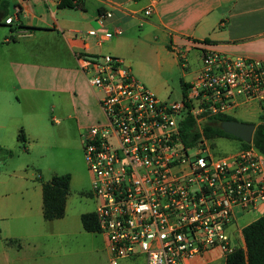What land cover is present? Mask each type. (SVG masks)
<instances>
[{
    "label": "built area",
    "instance_id": "2783aa9c",
    "mask_svg": "<svg viewBox=\"0 0 264 264\" xmlns=\"http://www.w3.org/2000/svg\"><path fill=\"white\" fill-rule=\"evenodd\" d=\"M111 16L100 11L97 21ZM87 33L97 43L106 39L94 28ZM200 58L184 97L166 101L123 59L78 55L104 114L82 134V153L108 264H182L211 247L228 254L237 248L228 233L236 212L264 213V155L251 142L216 156L204 137L185 146L179 131L187 108L200 128L204 116L232 115L250 103L264 125V61L210 48L200 49Z\"/></svg>",
    "mask_w": 264,
    "mask_h": 264
},
{
    "label": "crops",
    "instance_id": "0c3cea01",
    "mask_svg": "<svg viewBox=\"0 0 264 264\" xmlns=\"http://www.w3.org/2000/svg\"><path fill=\"white\" fill-rule=\"evenodd\" d=\"M58 2L0 0V17L4 11L13 17L0 33V145L5 148L18 142L20 129L28 143L51 134L48 121L57 118L58 128L67 132L73 127L82 143L85 129L104 119L100 92L79 67L78 55L123 59L156 96L173 90L168 80L178 76L182 98L181 82L188 88L197 76L202 48L264 61V0H81L73 8ZM103 10L112 16L99 24ZM91 28L106 39L97 43L87 33ZM192 57L198 66H190ZM41 186L26 172H0V264H52L51 253L34 240L24 242L36 235L31 221L37 207L42 215ZM261 214L236 212L228 233L237 247H245L242 228ZM40 231L47 250L52 230L40 224ZM105 251L108 264L106 239ZM225 256L211 247L182 264H224Z\"/></svg>",
    "mask_w": 264,
    "mask_h": 264
},
{
    "label": "rangeland",
    "instance_id": "374dc122",
    "mask_svg": "<svg viewBox=\"0 0 264 264\" xmlns=\"http://www.w3.org/2000/svg\"><path fill=\"white\" fill-rule=\"evenodd\" d=\"M7 30V25H0V33ZM189 62L193 67L199 65L194 57ZM175 78L168 80V83L173 86V90L162 95L157 94L160 100L180 101L182 99L179 77ZM48 113L51 116L50 108ZM258 115L259 111L255 103L241 107L234 113L235 119L254 124ZM57 117L55 116V119ZM57 119L48 121L50 125H53L48 124L51 134L33 143L26 141L24 144L14 143L9 148L12 154L0 159V172H26L37 186L48 181L54 174L69 173L71 180L66 196L64 215L61 218L46 221L39 213L38 207L36 217L33 209L35 219L31 223L36 229V235L32 240L27 237L24 242L34 240L40 250L51 253L52 264H104L106 251L103 234L100 231L85 230L80 219L81 214L93 212L97 203L91 194V176L83 158L82 143L73 136V127H69L67 132L59 129V119L58 121ZM206 142L211 152L216 156H228L240 145L239 140L228 137L211 138ZM27 185L30 186L29 181H27ZM40 224L44 231L52 230L51 247L47 250L42 245L43 239L40 237L42 232H39Z\"/></svg>",
    "mask_w": 264,
    "mask_h": 264
},
{
    "label": "trees",
    "instance_id": "16d2710c",
    "mask_svg": "<svg viewBox=\"0 0 264 264\" xmlns=\"http://www.w3.org/2000/svg\"><path fill=\"white\" fill-rule=\"evenodd\" d=\"M81 0H59V7L73 8L80 5ZM6 4V2H2ZM7 13L4 11L0 25H9L4 22ZM19 26V25H18ZM182 94L184 96L187 85L181 82ZM206 115V114H205ZM224 120H237L229 114H209L204 116L200 128L196 126V119L190 113L189 108L185 110L183 118L179 121V131L182 143L185 146L193 145L200 137L210 140L216 137H228L239 140L241 147L249 144L231 134L226 133L220 126ZM18 142L24 144L26 137L22 129L17 134ZM252 145L264 155V125L255 124L252 135ZM11 149L0 145V159L3 156H10ZM70 174H54L51 178L42 183V217L44 220H54L64 215L65 201L69 189ZM82 226L87 231H99L98 223L94 212L83 213L80 216ZM242 236L245 247H237L226 254L224 264H264V213L257 219L248 223L242 228Z\"/></svg>",
    "mask_w": 264,
    "mask_h": 264
},
{
    "label": "water",
    "instance_id": "95a60500",
    "mask_svg": "<svg viewBox=\"0 0 264 264\" xmlns=\"http://www.w3.org/2000/svg\"><path fill=\"white\" fill-rule=\"evenodd\" d=\"M220 126L226 133L240 138L246 143H250L252 141V135L255 129V124L252 122L224 120L220 123Z\"/></svg>",
    "mask_w": 264,
    "mask_h": 264
}]
</instances>
